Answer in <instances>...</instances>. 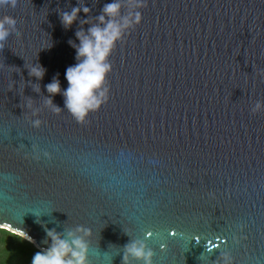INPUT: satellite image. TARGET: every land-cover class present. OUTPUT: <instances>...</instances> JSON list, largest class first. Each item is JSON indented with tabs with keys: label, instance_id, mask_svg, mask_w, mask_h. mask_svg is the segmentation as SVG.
Listing matches in <instances>:
<instances>
[{
	"label": "water",
	"instance_id": "95a60500",
	"mask_svg": "<svg viewBox=\"0 0 264 264\" xmlns=\"http://www.w3.org/2000/svg\"><path fill=\"white\" fill-rule=\"evenodd\" d=\"M78 0H22L0 55V228L49 247L76 233L87 264H264V0H147L109 57L108 102L83 123L51 97L75 63ZM122 15L128 10L122 9ZM45 69L41 80L27 68ZM39 87V92L33 90ZM43 225V226H42Z\"/></svg>",
	"mask_w": 264,
	"mask_h": 264
},
{
	"label": "clouds",
	"instance_id": "9594fccd",
	"mask_svg": "<svg viewBox=\"0 0 264 264\" xmlns=\"http://www.w3.org/2000/svg\"><path fill=\"white\" fill-rule=\"evenodd\" d=\"M22 0H0V55L8 47L13 38L20 36L19 24L7 13H16L20 10ZM147 0H110L101 8L100 14L95 17V23L89 24L88 19L80 21L81 25L87 24V30L81 27L74 35L78 43L68 41L75 51V63L65 69L64 78L67 87L62 91L59 80L53 77L45 85L48 98L45 104L58 113L60 109L52 104L51 97L61 95L64 108L76 120L83 123L90 112L97 111L109 99V87L106 82L107 75L112 70L109 57L118 43H122L128 32L141 22L139 9L146 7ZM127 9V15H122L121 10ZM89 7L82 0L78 6L70 11L60 12L59 19L64 29H68L77 21L78 15L83 13L88 17ZM29 77L41 80L45 69L40 65L27 68ZM39 92L38 85L33 88ZM262 106L257 102L252 108V114L261 111ZM43 226V225H42ZM83 232L84 236L90 235L86 230L76 229V233ZM24 236L29 242L34 243L25 232ZM71 231L62 238L54 230H46V236L51 242L44 250L36 251L30 264H87V244L85 240ZM127 254L143 260L144 264H151V252L145 251L143 245L133 243L126 246ZM126 264V261H125Z\"/></svg>",
	"mask_w": 264,
	"mask_h": 264
},
{
	"label": "trees",
	"instance_id": "16d2710c",
	"mask_svg": "<svg viewBox=\"0 0 264 264\" xmlns=\"http://www.w3.org/2000/svg\"><path fill=\"white\" fill-rule=\"evenodd\" d=\"M38 250L22 236L0 228V264H30Z\"/></svg>",
	"mask_w": 264,
	"mask_h": 264
}]
</instances>
